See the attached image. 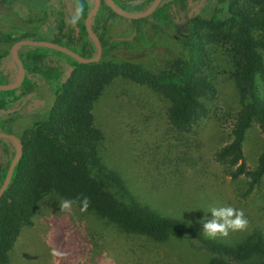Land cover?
I'll use <instances>...</instances> for the list:
<instances>
[{
	"label": "trees",
	"instance_id": "16d2710c",
	"mask_svg": "<svg viewBox=\"0 0 264 264\" xmlns=\"http://www.w3.org/2000/svg\"><path fill=\"white\" fill-rule=\"evenodd\" d=\"M93 1L73 0L74 5L69 7V0H0V11L6 20L11 11L24 26L43 28L50 40L90 57L91 39L84 21ZM112 2L124 11L135 12L153 0H139L134 6L122 0ZM16 5L41 11L46 14V22L25 21L14 11ZM104 10L117 15L101 0L94 16ZM143 19L152 20L178 41L181 56L165 70H149L130 61L124 44L113 49L124 56L120 61L104 59L112 52L105 48L97 61L88 63L45 46H19L17 54L25 69L23 81L14 89L0 90V130L13 134L22 144L21 155L0 197V264L10 263V251L20 231L32 225L40 203L48 195L91 211L118 232L153 242L171 236L184 239L193 249L211 255L207 264H264V239L257 230L228 245L194 230L187 233L181 222L159 216L135 201L126 202V182L98 157L102 134L94 126L91 112L104 87L121 77L160 93L169 102L166 116L170 125L180 132L189 130L206 115V101L216 92L205 70L207 47L220 45L229 55V75L235 83L239 108L229 125L228 140L215 150L213 158L230 169L232 178L242 175L250 184L259 182L264 175V144L256 165L250 168L244 159L243 140L251 123L264 136V98L256 85L257 78L264 77V0H161ZM11 25L22 34L0 42V83L9 82L4 62L8 58L14 63L10 46L18 40H38L30 39L24 26ZM74 28L78 36L68 37V31ZM5 44L7 50L2 48ZM28 105L31 112L35 110L43 118L16 135L13 124L23 113H29L24 110ZM15 150L13 141L0 137V186Z\"/></svg>",
	"mask_w": 264,
	"mask_h": 264
},
{
	"label": "rangeland",
	"instance_id": "374dc122",
	"mask_svg": "<svg viewBox=\"0 0 264 264\" xmlns=\"http://www.w3.org/2000/svg\"><path fill=\"white\" fill-rule=\"evenodd\" d=\"M69 2V7L74 5L73 0ZM122 2L134 6L139 0ZM13 9L27 22L47 20L46 14L23 5ZM7 15L8 20L0 11V42L22 34L21 29L10 28L11 23L24 26L16 14L10 11ZM143 18L132 21L112 16L106 10L93 15L90 25L101 38V56L105 48H111V54L103 58L120 61L124 56L113 49L124 44L130 61L153 71L167 69L181 56L178 41L152 20ZM34 26H24L30 39L52 41L47 30H36ZM76 32L75 28L69 30L67 36L77 37ZM6 45L2 48L7 50ZM95 53L91 40L87 55ZM207 53L205 71L216 92L206 101V115L187 131H177L170 125L166 116L168 100L147 85L121 77L107 84L91 111L93 124L102 134L97 145L98 157L126 182V202L135 201L159 216L181 222L187 233L194 230L208 238L202 232L201 218L204 222L210 220L211 208L232 207L243 213L246 227L208 239L233 245L254 230L264 239V175L259 182L250 184L245 176L232 178L230 169L213 158L215 150L229 138V125L239 101L229 75L227 51L220 45H210ZM261 53L264 61V51ZM4 65L8 83L14 82L19 68L8 58ZM256 85L264 98V77L259 76ZM29 107L24 108L29 113H23L13 124L14 134L20 135L43 118V114L31 112ZM263 144V134L251 123L243 140L244 159L250 168L256 165ZM13 145L16 148L14 142ZM63 201L67 200L48 195L40 203L32 225L20 231L10 251L9 264H207L211 257L176 236L153 242L118 232L74 203L62 207Z\"/></svg>",
	"mask_w": 264,
	"mask_h": 264
},
{
	"label": "water",
	"instance_id": "95a60500",
	"mask_svg": "<svg viewBox=\"0 0 264 264\" xmlns=\"http://www.w3.org/2000/svg\"><path fill=\"white\" fill-rule=\"evenodd\" d=\"M100 1L101 0H94L93 6L91 7V9L88 11L86 17H85V21H84V25L86 28V31L90 37V39L92 40V42L95 44L96 46V53L94 56L88 57V56H83L80 55L79 53L71 50L70 48L59 44L57 42L54 41H47V40H29V39H23V40H18L15 43H13V45L11 46V56L14 60V63L16 64V66L19 68V77L12 83H7V84H0V90H10V89H14L16 87H18L21 82L23 81L24 78V74H25V69L24 66L21 62V60L18 57L17 54V48L21 45H33V46H45V47H49V48H53L56 50H59L69 56H71L72 58L76 59L77 61H80L82 63H88V62H95L97 61L100 56H101V51H102V44L101 41L98 37V35L95 33V31L92 29L91 25H90V21L93 17V15L95 14V12L98 10L99 6H100ZM107 5L110 7V9L117 15L122 16L124 18L127 19H139V18H143L148 16L150 13H152V11L155 10V8L158 6V4L160 3L161 0H153V2L143 11L141 12H127L124 11L122 9H120L119 7H117L112 0H105ZM0 137L2 138H6L9 139L11 141H13L16 144V150H15V154L9 164L8 170L6 172L5 178L0 186V197L2 196L4 190L6 189L14 167L21 155V151H22V144L21 142L16 138V136H14L13 134L7 133V132H3L0 130Z\"/></svg>",
	"mask_w": 264,
	"mask_h": 264
},
{
	"label": "clouds",
	"instance_id": "9594fccd",
	"mask_svg": "<svg viewBox=\"0 0 264 264\" xmlns=\"http://www.w3.org/2000/svg\"><path fill=\"white\" fill-rule=\"evenodd\" d=\"M69 201H63L62 207L67 208ZM211 213V219L206 222L202 220V232L208 238L219 236H227L228 232L243 230L247 225V220L243 213L235 210L232 207L211 208L208 210Z\"/></svg>",
	"mask_w": 264,
	"mask_h": 264
}]
</instances>
